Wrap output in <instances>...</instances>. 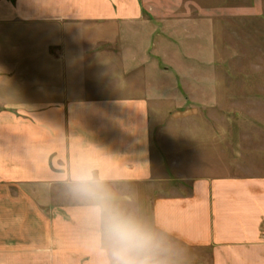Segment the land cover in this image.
Wrapping results in <instances>:
<instances>
[{
	"label": "crops",
	"instance_id": "crops-1",
	"mask_svg": "<svg viewBox=\"0 0 264 264\" xmlns=\"http://www.w3.org/2000/svg\"><path fill=\"white\" fill-rule=\"evenodd\" d=\"M140 18L139 0H0V24L37 29L31 58L46 62L36 69L48 77L38 86L46 100L0 109V264H108L96 203L45 208L29 189L81 184L80 176L91 177L88 184L159 178L149 98L107 95L135 91L119 71L84 82L90 71L120 66L97 47L109 41L97 30ZM40 27L47 36H38ZM16 41L23 57L24 37ZM95 91L106 95H85ZM188 181L187 192L157 197L150 207L154 228L188 253L169 264H264V174Z\"/></svg>",
	"mask_w": 264,
	"mask_h": 264
},
{
	"label": "rangeland",
	"instance_id": "rangeland-1",
	"mask_svg": "<svg viewBox=\"0 0 264 264\" xmlns=\"http://www.w3.org/2000/svg\"><path fill=\"white\" fill-rule=\"evenodd\" d=\"M139 2V20L97 30L96 35L109 37L97 47L118 57V69H95L84 82H103L104 76L119 71L120 80L135 91L107 95L149 98L153 166L159 178L89 183L88 192L82 184L29 191L45 208L89 203L119 208L150 233L154 264H169L188 253L152 225L155 198L187 192L193 177L264 174V0ZM39 29L38 36H47V28ZM36 30L0 24V109L48 97L38 89L48 83L46 62L31 58ZM21 36L23 57L21 45L15 44ZM127 52L135 58L127 61ZM104 246L109 259L105 241Z\"/></svg>",
	"mask_w": 264,
	"mask_h": 264
},
{
	"label": "clouds",
	"instance_id": "clouds-1",
	"mask_svg": "<svg viewBox=\"0 0 264 264\" xmlns=\"http://www.w3.org/2000/svg\"><path fill=\"white\" fill-rule=\"evenodd\" d=\"M88 192L89 176L77 178ZM103 237L109 253L108 264H154L151 258L152 237L136 218L114 206L98 208Z\"/></svg>",
	"mask_w": 264,
	"mask_h": 264
}]
</instances>
